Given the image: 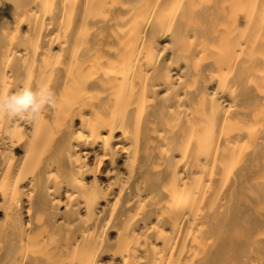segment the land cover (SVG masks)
Here are the masks:
<instances>
[{
	"label": "bare ground",
	"instance_id": "1",
	"mask_svg": "<svg viewBox=\"0 0 264 264\" xmlns=\"http://www.w3.org/2000/svg\"><path fill=\"white\" fill-rule=\"evenodd\" d=\"M0 264H264V0H0Z\"/></svg>",
	"mask_w": 264,
	"mask_h": 264
},
{
	"label": "clouds",
	"instance_id": "2",
	"mask_svg": "<svg viewBox=\"0 0 264 264\" xmlns=\"http://www.w3.org/2000/svg\"><path fill=\"white\" fill-rule=\"evenodd\" d=\"M55 103V93L46 85L35 90L22 87L9 95L0 94V117L35 120L45 107Z\"/></svg>",
	"mask_w": 264,
	"mask_h": 264
}]
</instances>
